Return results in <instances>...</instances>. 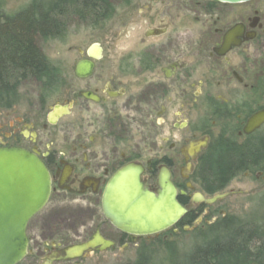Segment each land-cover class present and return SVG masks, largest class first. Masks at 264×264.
Returning a JSON list of instances; mask_svg holds the SVG:
<instances>
[{
  "label": "flooded vegetation",
  "instance_id": "flooded-vegetation-1",
  "mask_svg": "<svg viewBox=\"0 0 264 264\" xmlns=\"http://www.w3.org/2000/svg\"><path fill=\"white\" fill-rule=\"evenodd\" d=\"M125 7L123 16L117 11L104 20L128 30L124 56L102 67L104 49L99 44L102 58L92 60V45L77 63L93 61V72L81 77L73 73L75 89L52 105L51 98L65 82L51 97L42 98L37 91L11 128L1 125L0 148L24 149L45 163L52 179L49 203L57 197L61 205L97 209L103 216V194L116 172L138 165L144 170V184L156 192L165 167L178 202L188 210L177 227L198 218L201 204L206 215L225 218L221 209L239 196L264 193V122L248 128L254 116L264 113L263 18L256 11L246 17L243 4L215 0H127ZM235 29L238 43L226 44ZM56 107L67 111L52 123ZM220 146L227 154L237 150L244 159L241 168L210 193L196 176L202 160L212 158ZM199 184L203 193L197 192ZM196 193L207 200L223 198L206 204L197 201ZM103 219L93 232V226L83 225L73 240L60 238L36 250L28 237L26 259L34 264H79L135 243ZM108 227L118 239L107 236ZM97 232L114 245L105 250L98 246L84 258L61 260L66 249L91 241Z\"/></svg>",
  "mask_w": 264,
  "mask_h": 264
},
{
  "label": "rangeland",
  "instance_id": "rangeland-1",
  "mask_svg": "<svg viewBox=\"0 0 264 264\" xmlns=\"http://www.w3.org/2000/svg\"><path fill=\"white\" fill-rule=\"evenodd\" d=\"M33 1L0 0V14L14 15L26 9ZM45 1L48 3L53 2V0ZM113 2L118 5L119 16H123L127 0L126 2L125 0H119V3L116 0ZM242 8L246 17L248 14L252 16L254 11L258 12L259 16L263 18L262 23L264 24V0L245 3ZM61 20L65 24L63 38L60 39L59 36V39L38 42V46L51 64L59 68L64 75V87L51 98V105L61 99L65 91L71 88L75 89L73 75L75 65L81 55L85 54L92 45L100 44L103 47L104 58L101 61V66H108L113 58L124 56L129 37L128 30L119 28L118 22H112V20L100 21L97 15L75 7L73 4L65 9ZM261 65L264 67V59ZM37 91L33 83L23 85L19 103L10 110L0 111V129L3 123L8 124L6 127L9 129L19 120L20 110L27 111V108L32 105L31 100H34L37 96ZM234 188L236 190L241 189L236 185H234ZM197 192L203 193L200 184L197 186ZM251 196H239L235 199L233 205L222 208L221 211L226 213L225 218H222L221 214H217L215 217L206 215L204 212L206 207L201 204L198 206V210L201 211L200 216L193 220L189 226L183 224L173 232L169 231L149 238L143 237L127 249L118 247L115 250H108L87 257L79 264H129L135 262L139 254L142 253L149 254L153 264H184L194 250L204 244V241H209L217 235L222 237V233L220 234L219 231L216 235L214 229H222L224 221L225 224L229 223L236 229L257 231L256 234L263 243L264 193L255 197ZM103 220L100 210L82 209L76 204L61 205L57 203V197H55L28 226L27 235L30 239H33L31 249L37 248L39 244H50L60 238L69 237L73 240V237L75 238L78 233L82 232L83 225L93 226V232L94 224L96 225ZM41 227H44L43 232L40 229ZM108 229L106 232L111 231V234H107V236L118 239L119 234L111 227H108ZM85 236H88V234H85ZM22 264H34V262L32 258H28Z\"/></svg>",
  "mask_w": 264,
  "mask_h": 264
},
{
  "label": "water",
  "instance_id": "water-1",
  "mask_svg": "<svg viewBox=\"0 0 264 264\" xmlns=\"http://www.w3.org/2000/svg\"><path fill=\"white\" fill-rule=\"evenodd\" d=\"M226 4H245L257 0H215ZM230 32L226 44L238 43V31ZM88 55L92 60L102 58V49L94 44ZM94 70L93 61L76 64L74 74L81 77ZM66 109L54 108L50 114L55 122ZM264 122V113L254 116L248 124L249 131ZM144 170L138 165H128L116 172L108 182L103 198V216L118 231L131 237L134 243L140 237H151L175 230L188 215V210L178 202V191L171 181L167 168L158 176V190L153 192L143 180ZM52 194V179L45 163L35 154L20 148H0V264H20L29 254L27 229L29 223L48 205ZM197 201L206 204L220 200L205 199L195 194ZM97 232L93 239L82 245L66 249L62 261L84 258L98 246L102 250L112 247Z\"/></svg>",
  "mask_w": 264,
  "mask_h": 264
},
{
  "label": "trees",
  "instance_id": "trees-1",
  "mask_svg": "<svg viewBox=\"0 0 264 264\" xmlns=\"http://www.w3.org/2000/svg\"><path fill=\"white\" fill-rule=\"evenodd\" d=\"M113 1L34 0L14 15L0 14V111L19 103L22 87L27 83H33L42 98L51 97L62 87L63 73L51 64L38 42L63 38L65 24L61 17L67 7L73 4L104 21L117 12L118 5ZM243 159L237 150L227 154L223 147H217L212 158L202 160L196 178L206 191L214 193L241 168ZM214 230L216 235L220 231L222 237L217 235L204 241L184 264H264V242L257 231L236 229L225 221L222 229ZM129 264H153V261L149 254L142 253Z\"/></svg>",
  "mask_w": 264,
  "mask_h": 264
},
{
  "label": "bare ground",
  "instance_id": "bare-ground-1",
  "mask_svg": "<svg viewBox=\"0 0 264 264\" xmlns=\"http://www.w3.org/2000/svg\"><path fill=\"white\" fill-rule=\"evenodd\" d=\"M28 236V235H27Z\"/></svg>",
  "mask_w": 264,
  "mask_h": 264
}]
</instances>
